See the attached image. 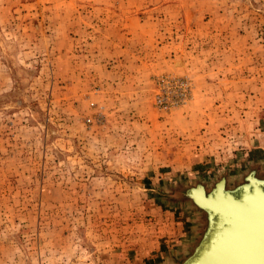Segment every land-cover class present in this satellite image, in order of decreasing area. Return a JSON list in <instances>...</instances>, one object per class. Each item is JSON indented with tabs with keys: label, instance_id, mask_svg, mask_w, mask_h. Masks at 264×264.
Masks as SVG:
<instances>
[{
	"label": "rangeland",
	"instance_id": "rangeland-1",
	"mask_svg": "<svg viewBox=\"0 0 264 264\" xmlns=\"http://www.w3.org/2000/svg\"><path fill=\"white\" fill-rule=\"evenodd\" d=\"M261 152L264 0H0V264L175 262Z\"/></svg>",
	"mask_w": 264,
	"mask_h": 264
},
{
	"label": "water",
	"instance_id": "water-1",
	"mask_svg": "<svg viewBox=\"0 0 264 264\" xmlns=\"http://www.w3.org/2000/svg\"><path fill=\"white\" fill-rule=\"evenodd\" d=\"M251 171L232 186L220 177L208 188L195 183L185 189V201L202 215L203 227L193 236L187 232L176 261L166 264H264V177L257 183ZM254 193L260 195L257 204ZM189 221L196 223L191 215Z\"/></svg>",
	"mask_w": 264,
	"mask_h": 264
},
{
	"label": "bare ground",
	"instance_id": "bare-ground-1",
	"mask_svg": "<svg viewBox=\"0 0 264 264\" xmlns=\"http://www.w3.org/2000/svg\"><path fill=\"white\" fill-rule=\"evenodd\" d=\"M259 174V172H257L256 174H252V171H251V175H249L250 176V178L252 177L253 179H254V181L255 182H260V181H262V176H259L258 175ZM243 178H244V176L242 177V180L240 181V182H237V183H242V182H244V180H243ZM237 180H239V179H237ZM192 185H190V186H186V188H189V187H191ZM186 188H184V189H182L183 190V193H184V191H185V189ZM198 194V192H197V190L195 191H193L192 192V196H194V197H196V196H198L197 195ZM255 194V196H258V197H256V199H255V202L254 203H256L257 202V200L260 198V195H258V194H256V193H254ZM262 203H263V206H264V200L262 201ZM257 204V203H256ZM254 205V204H253Z\"/></svg>",
	"mask_w": 264,
	"mask_h": 264
},
{
	"label": "crops",
	"instance_id": "crops-1",
	"mask_svg": "<svg viewBox=\"0 0 264 264\" xmlns=\"http://www.w3.org/2000/svg\"><path fill=\"white\" fill-rule=\"evenodd\" d=\"M261 154H264V152L263 153L261 152ZM261 161H264V159H261ZM190 208H191V206L189 205L188 202L185 201V196L183 194V213H185V214L187 213V217H186L187 219H189L190 215L192 214V212H190V210H189Z\"/></svg>",
	"mask_w": 264,
	"mask_h": 264
}]
</instances>
